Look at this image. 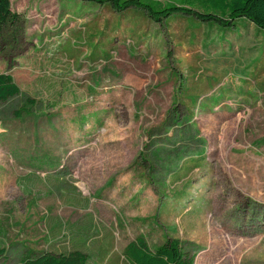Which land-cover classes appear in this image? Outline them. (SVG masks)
I'll list each match as a JSON object with an SVG mask.
<instances>
[{
  "label": "rangeland",
  "instance_id": "rangeland-1",
  "mask_svg": "<svg viewBox=\"0 0 264 264\" xmlns=\"http://www.w3.org/2000/svg\"><path fill=\"white\" fill-rule=\"evenodd\" d=\"M11 8L0 264L75 250L129 264L135 237L178 239L195 264H264V31L89 0Z\"/></svg>",
  "mask_w": 264,
  "mask_h": 264
},
{
  "label": "trees",
  "instance_id": "trees-1",
  "mask_svg": "<svg viewBox=\"0 0 264 264\" xmlns=\"http://www.w3.org/2000/svg\"><path fill=\"white\" fill-rule=\"evenodd\" d=\"M99 4L109 3L116 11L137 7L146 11L156 22L177 13L196 17L220 27H232L245 19L264 31V0H179L178 3H161L158 0H89ZM23 17L12 10L11 0H0V30L21 27ZM20 92L10 73L0 72V102L7 101ZM20 114V110L16 113ZM5 253L0 248V256ZM122 255L129 264H195V256L183 248L180 240L168 238L159 246L150 248L143 237H135L123 248ZM87 256L75 250L68 254L29 251L15 264H87Z\"/></svg>",
  "mask_w": 264,
  "mask_h": 264
},
{
  "label": "crops",
  "instance_id": "crops-1",
  "mask_svg": "<svg viewBox=\"0 0 264 264\" xmlns=\"http://www.w3.org/2000/svg\"><path fill=\"white\" fill-rule=\"evenodd\" d=\"M12 75V74H11ZM14 79V78H13Z\"/></svg>",
  "mask_w": 264,
  "mask_h": 264
}]
</instances>
